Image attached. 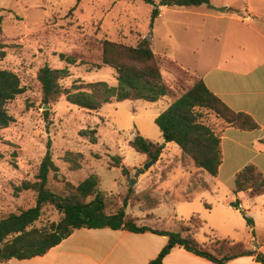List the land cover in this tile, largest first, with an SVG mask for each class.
<instances>
[{
	"label": "rangeland",
	"instance_id": "1",
	"mask_svg": "<svg viewBox=\"0 0 264 264\" xmlns=\"http://www.w3.org/2000/svg\"><path fill=\"white\" fill-rule=\"evenodd\" d=\"M154 1L159 6L161 0ZM248 1L255 7L260 6L258 0ZM246 4L247 0H211L208 5L196 7H161L162 16L151 24L153 7L140 0H81L79 4L77 0H0V70L16 74L23 88V93L6 105L11 123L0 129V220L35 206L36 192L24 190L23 184L37 182L39 166L50 143L57 170L48 176L49 190L63 194L66 183L77 186L96 175L100 181L99 190L108 196L106 201L111 210H119L116 202L122 199L128 202L130 198L127 215L139 218L138 210L145 213V209L152 206L155 217L149 223L157 228L171 232H177L180 226L198 230L201 226L198 219L181 225L168 200L161 199L156 204L155 200L144 197L145 185L152 181L136 185L140 174L162 166L165 168L162 173L156 170L162 182L155 187L168 193L174 181L183 175L168 176L167 169L178 165L196 167L187 156L169 150L167 156H160L146 169L150 161L129 146L137 134L154 143L165 144L154 120L171 104L168 99L157 103L112 100L90 111L70 105L63 95L49 106L50 115L46 120L37 75L45 66L67 69L68 76L60 84L71 92H76L78 87L88 90L89 84L98 82L116 87L115 70L101 64L102 41L136 46L142 36L151 42L160 69L167 73V69L172 68L170 60L188 71L195 70L200 76L202 63L196 61L193 53L197 50L201 54L207 52L208 45L214 43V35L222 32L218 25L235 22L233 12L245 17L247 14L242 8ZM218 13L227 18L216 19ZM222 48L220 43L216 52L223 53ZM180 73L187 83L188 74ZM188 88V85L176 83L178 95H175L180 96ZM205 115V121L220 135L225 125L223 121L210 112ZM92 130H95V144L90 142L89 136H81L82 132ZM69 153L78 167L65 160ZM114 158H119L120 165ZM121 167L126 168L125 176ZM133 188L141 191L139 198H132ZM199 203L196 201L194 205ZM60 218L54 207L45 206L34 227H48ZM202 229L205 232L195 237L200 244L205 242L204 234L213 237L204 226ZM216 242L208 241L206 247L212 248Z\"/></svg>",
	"mask_w": 264,
	"mask_h": 264
},
{
	"label": "trees",
	"instance_id": "2",
	"mask_svg": "<svg viewBox=\"0 0 264 264\" xmlns=\"http://www.w3.org/2000/svg\"><path fill=\"white\" fill-rule=\"evenodd\" d=\"M140 1L153 7L151 24L160 14L159 7L188 8L208 5L211 2V0H161L157 6L154 0ZM80 2L81 0H77L78 4ZM101 64L115 70L116 87L98 82L89 84L88 90L83 91L78 87L76 92H71L64 90L60 84V81L68 76L67 69H51L48 66L41 68L37 80L41 86L43 104L50 106L64 95L70 105L96 111L112 100L156 103L171 94V90L163 81L151 42L142 36H139L136 46L103 40ZM22 93L23 88L18 76L10 71L0 70V129L7 128L12 121L7 113V103ZM205 112H210L223 121L224 127H232L241 131L258 129V125L251 117L233 112L207 88L202 80H197L188 91L170 104L155 118L154 123L165 144H175L197 168L215 177L222 164L221 137L205 121ZM43 114L48 120L50 111L46 110ZM94 134L95 130L84 131L81 136H89L90 142L95 144L97 140ZM129 146L135 152L146 156L150 162L157 161L164 150V144L153 143L139 134L129 142ZM71 156L70 153L67 154L65 160L78 167ZM114 160L117 165H120L119 158H114ZM115 167L118 168V166ZM56 170L50 143H48L46 154L39 166L37 182L23 184L24 190L36 192L35 206L19 214H10L0 220V263L43 256L76 230L106 228L126 230L132 233L151 232L155 235L166 236L167 246L149 264H162L165 256L174 247H180L216 264L255 255L241 242L216 240V244L208 248L200 245L195 239L185 236L184 230L171 232L154 230L145 226L139 227L126 216V199L123 200L122 207L115 214L107 215L105 213L106 198L99 190L100 181L96 175L89 176L77 186L66 183V191L58 194L47 188L48 176L50 172ZM121 171L125 176L126 168L121 167ZM241 192H248L251 197L263 194L264 176L257 172L255 167L247 166L237 174L233 193ZM48 205L54 207L61 215L60 220L57 223H51L48 227H34L41 217L43 208ZM231 206L240 211L254 236L253 220L245 211L240 210L237 201L231 203ZM256 260L264 264L262 254H256Z\"/></svg>",
	"mask_w": 264,
	"mask_h": 264
},
{
	"label": "crops",
	"instance_id": "3",
	"mask_svg": "<svg viewBox=\"0 0 264 264\" xmlns=\"http://www.w3.org/2000/svg\"><path fill=\"white\" fill-rule=\"evenodd\" d=\"M257 2L260 6L255 7L247 0L246 6L242 8V11L247 14L245 17L242 18L237 12H233L234 23L219 24L218 30L222 32L214 35V43L208 45L206 53L201 54L199 50L193 53L196 61L202 63L200 76H197L195 70L188 71L183 65H178V62L168 60L172 68L167 69V73L161 69V74L171 94L159 101L168 99L172 104L197 80H202L207 88L233 112L251 117L258 125V129L241 131L232 127L222 128L220 134L222 164L215 177L194 165L193 167L174 166L166 170L167 175L177 173L183 176L174 181L170 191L166 193L155 187V184L160 185L162 182L156 176V170H160V173L165 170L162 166H156L151 171L140 174L136 184L140 186L143 182L152 181L149 185H145L147 193H144V197L150 201L155 200L156 204L161 199L168 200L173 213L178 214L176 217L180 219L181 225H189L192 219H198L201 222L198 230L191 231L180 226L178 231L184 230L185 236L196 240V235L205 232L202 229L204 226L213 237L204 234L205 242L199 243L200 245L206 247L211 240L241 242L245 244L247 250L255 254L239 257L223 264H262L257 262L256 254H262L264 257V192L257 197H251L248 192L233 193L235 178L245 167L253 166L264 176V0ZM162 11L160 7L158 18L162 16ZM218 15L216 19L227 18L225 14L218 13ZM220 43L223 46V53L216 52V46ZM161 55L168 59L164 56L165 54ZM180 72L188 74L187 83ZM176 83L188 85L189 88L180 96H176L178 95L175 90ZM168 101L166 105L169 104ZM169 105L164 109L166 110ZM169 150L183 155L178 146L166 143L161 158L167 156ZM131 192L132 198H139L141 191L133 188ZM106 197L108 196L105 195ZM209 198L211 201L208 200ZM196 201L201 203L194 205ZM235 201L239 203L240 210L245 211L253 220L254 236L240 211L231 206V203ZM122 202L123 199L116 202L118 209L122 207ZM130 206L129 198L125 211ZM151 207L146 208L145 213L138 210L139 218L125 213L127 218L133 220L139 227L162 230L149 223V220L155 217L154 209ZM117 211L111 210L108 202H105L107 215H113ZM167 244L166 236L151 232L132 233L108 228L80 229L74 231L43 256L22 261L11 260L0 264H149ZM162 264L216 263L180 247H174L165 256Z\"/></svg>",
	"mask_w": 264,
	"mask_h": 264
},
{
	"label": "water",
	"instance_id": "4",
	"mask_svg": "<svg viewBox=\"0 0 264 264\" xmlns=\"http://www.w3.org/2000/svg\"><path fill=\"white\" fill-rule=\"evenodd\" d=\"M48 108H49V106H48V105H45V107H44V111L48 110ZM154 163H156V161H151V162L149 163V165L146 166V169H147L148 167H150L151 165H153ZM132 185H133V183L130 184V186H132Z\"/></svg>",
	"mask_w": 264,
	"mask_h": 264
}]
</instances>
